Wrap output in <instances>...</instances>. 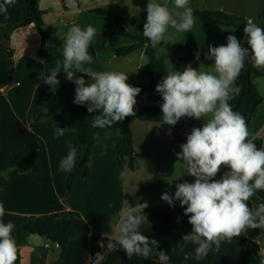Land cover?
<instances>
[{
	"label": "crops",
	"instance_id": "obj_1",
	"mask_svg": "<svg viewBox=\"0 0 264 264\" xmlns=\"http://www.w3.org/2000/svg\"><path fill=\"white\" fill-rule=\"evenodd\" d=\"M118 1L121 0H38V8L43 13L46 33L61 39L68 30L59 27V23L71 26L78 23L81 28L90 24L96 29V33L114 31L113 23L111 28L98 27L96 22L103 17L93 10L96 8L106 10L104 8H110ZM207 8H210L207 9L210 11L218 10L242 17L246 22L252 20L261 27L262 23L258 16L264 8V0H216ZM124 9L125 7H122L121 10ZM51 11L56 13V20L50 18ZM195 19L199 23L195 21L191 32L184 33L180 43L193 55L199 51L200 56L205 58L209 46H226L229 35H235L243 47H249L243 29L204 26L198 18ZM19 20L20 11L15 5L9 7L7 13H0V143L18 149H24L31 143L40 144L41 171L20 174L8 170L0 173V204H3L5 209L0 221L11 222L14 225L12 236L14 237L17 229L27 220L51 216L56 220L68 218L73 227L80 231V234L69 242L60 264H86L87 260L97 256V253L103 257L99 264H161L158 259V252L161 250L169 256L167 264H256L243 246L224 240L221 241L219 250L213 245L208 255L199 260L195 257L198 245L191 241L185 242L175 252L178 245L176 232L157 239V246L150 244L153 251L147 258L140 255L129 258L115 240H110L114 235L113 224L117 222L120 212L129 206L125 203L122 192L121 173L124 170H121L116 162V153L122 144V132L99 130L96 133L89 162L84 166L82 176L77 177L71 190L67 191L68 172L60 170V162L67 155L70 144L78 148L77 132L66 129L63 136H57L55 127L58 124L51 117L38 119L37 116L48 113L50 106L53 110H62L73 115L76 114L79 105L74 103L75 95L67 87L68 79L63 69V49L44 43V56H40L38 50L41 41L32 24L26 28L12 29ZM131 32L136 33L135 28H132ZM112 38H119V46L130 43L127 38L114 35L106 41L105 54L94 44L93 62L83 65L81 71L85 68L97 72L105 71L102 66V62L106 61L104 57L114 56L113 51L117 47L108 48L109 40ZM6 41L7 47L4 46ZM6 50L11 52L12 65L9 64ZM137 52L140 59L139 65L136 66L137 77L145 80L147 78L138 73L139 67L143 65L141 64L143 50ZM57 61L60 62V73L57 77L59 84L53 93L41 77L48 76L51 70L57 67ZM256 71L264 74V67H256ZM75 75L90 79L82 72H76ZM148 84L149 81L145 86ZM256 91L260 95L257 87ZM260 96L262 102L249 123L250 127L255 124L256 130L250 132L249 125L248 129L250 138L256 141L257 147L264 148V96ZM51 98L57 101L54 102ZM143 100L159 107L163 103L161 95L156 91L143 96L141 103ZM149 123L144 124V121L139 120L128 123L132 133L134 155L136 142L142 138L143 133L151 129H164L161 126L165 125L163 123ZM144 126L147 128L143 129ZM166 133L167 139L175 137L169 129ZM221 171L224 173L227 168L222 166ZM221 176L216 179H220ZM249 202L251 208L255 209L260 203H264V198L254 195ZM176 214L183 216L178 212ZM244 236L256 245L258 256L264 258V229L245 230ZM109 242L114 245L111 250L107 247ZM18 249L20 264H52L59 254V247L56 244L37 235H29Z\"/></svg>",
	"mask_w": 264,
	"mask_h": 264
},
{
	"label": "clouds",
	"instance_id": "obj_2",
	"mask_svg": "<svg viewBox=\"0 0 264 264\" xmlns=\"http://www.w3.org/2000/svg\"><path fill=\"white\" fill-rule=\"evenodd\" d=\"M15 2L3 0L0 13H7L8 6ZM188 5L189 0H174L177 11L173 13L167 3L146 4L142 33L153 49L160 44L169 26L177 32H191L195 17ZM243 31L249 47H243L235 35L227 36L226 46H209L205 58L214 61L212 71H201V65L195 69L188 64L183 71L167 72L155 88L163 101L160 105L163 124L175 126L182 117L203 121L202 127L191 130L186 142L180 145L181 151L176 153L177 162L184 167L182 175L194 177V182L178 183L174 194L165 192L161 196L169 206L178 200L184 208L192 231L182 240L198 245L195 249L198 260L206 257L213 245L219 250L223 240L231 241L248 229H264V203L255 209L248 206L258 190L264 191V148L257 147L250 138L245 118L228 103L240 92L235 81L245 61L250 60L257 68L264 67V27L248 20ZM95 36L96 29L90 24L85 28L78 25L69 28L63 42V69L67 79L76 85L74 103L87 105L89 113L99 112L92 117L91 127L103 129L135 115L136 97L141 89L128 84V74L124 72H97L91 68L81 71L83 65L93 62L89 47ZM195 58L200 59L199 51ZM59 64L57 61V67L48 76L41 77L53 93L59 84ZM76 72L87 74L90 81L75 76ZM204 117H208L206 122ZM65 131L66 128L55 127L57 136H63ZM68 147L67 155L60 162V170L65 172L73 170L78 154L76 147L71 144ZM222 166L228 170L217 180ZM147 206L145 202L125 208L112 226L114 235L110 240H115L129 258L133 255L147 258L153 251L150 244H158L139 231L147 220L143 212ZM4 213V206L0 204V217ZM13 228L11 222L0 221V264H15L17 260ZM113 246L111 242L107 245L109 250ZM102 258L97 253L95 264ZM158 259L161 264H167L169 256L161 250Z\"/></svg>",
	"mask_w": 264,
	"mask_h": 264
},
{
	"label": "trees",
	"instance_id": "obj_3",
	"mask_svg": "<svg viewBox=\"0 0 264 264\" xmlns=\"http://www.w3.org/2000/svg\"><path fill=\"white\" fill-rule=\"evenodd\" d=\"M3 0H0L2 3ZM148 0H140L139 12L137 15L132 16L128 23L135 27L136 33L129 32L126 26V19L121 16L112 14L106 10L96 8L94 13L100 17H106L112 20L115 27L114 31L105 30L100 33H96L94 40L89 47V53L92 54V46L96 44L99 50H105L106 41L114 36L118 35L127 38L130 43L127 45L116 47L113 51L117 57H126L137 50H143V54L147 59L146 64L142 65L138 69V73L146 77L149 84L144 87H140L141 92L136 97L135 115L128 116L123 121L112 125L111 127H105L103 129L91 127L92 117L98 115L99 112L89 113L87 111V105L78 107L76 114H66L63 112H57L51 107L46 114H40L38 119L43 117H51L59 127L71 129L77 132V158L75 167L71 172H68L66 178V189L70 191L72 185L77 177L82 176V170L84 166L89 162L90 152L95 142V135L99 130H121L122 132V144L120 149L116 153V162L121 170L135 171L136 164L134 160V149L132 133L128 126V123L132 120H139L144 122L163 123L161 107L156 105H147L141 103L143 96L148 95L155 91L156 85L167 75V70L163 59L159 55V48L162 46V42L157 45L156 49H153L150 45V41L143 36V25L146 23V4ZM17 6L20 11V20L18 24L14 25L12 29L26 28L29 25H33L38 36L40 37L41 45L38 50L40 56H44L43 45L49 43L56 46L58 49H63L64 38L58 39L48 35L44 28L43 13L38 8V0H16L11 6ZM194 17L198 18L204 26H221L232 27L238 29H244L246 21L239 16L225 14L222 11H193ZM258 18L261 20V27H264V8ZM9 58V64L12 65L11 52L6 50ZM249 48V52H250ZM157 55L159 59H157ZM182 60H196L195 55L189 54L182 58ZM204 66L212 67L214 61L207 60L200 56L197 60ZM247 71L248 80L247 82ZM262 77L264 74L255 70L254 65L250 60L245 61V67L241 70L238 78L235 81V86L240 88L239 94L233 95L228 101L232 109L243 115L246 120L247 126L256 115L257 107L262 102V97L257 93L256 88L251 83V78ZM168 129H171L173 135H177L179 125L170 126L165 124ZM40 144L31 143L24 149H18L13 146L4 145L0 143V173L13 170L17 173L33 172L38 173L41 171V165L39 163V150ZM228 170V169H227ZM259 198H264V191L258 190L255 194ZM248 206L251 208L250 202ZM144 214L154 219L155 223L152 225L142 224L139 231L146 235L149 240L160 239L161 237L176 232L178 236V245L175 248V252L181 248L186 241L182 240L185 234H190L192 226L185 224L181 215L173 213L170 207H166L164 210L158 211L156 209H147ZM80 231L73 227L72 222L68 218L56 220L54 217H39L27 220L21 225L15 235L14 239L17 243V260L15 264H20L19 245L29 236L37 235L45 240L56 244L59 247V254L56 261L52 264H60L66 254V249L69 242L77 237ZM227 241V240H224ZM241 245L245 248L248 255L256 264H261V258L258 256V249L256 245L247 237L244 236V232L239 237H234L233 240L228 241Z\"/></svg>",
	"mask_w": 264,
	"mask_h": 264
},
{
	"label": "rangeland",
	"instance_id": "obj_4",
	"mask_svg": "<svg viewBox=\"0 0 264 264\" xmlns=\"http://www.w3.org/2000/svg\"><path fill=\"white\" fill-rule=\"evenodd\" d=\"M214 1L216 0H189L188 6L191 7L193 11H210L207 10L210 9L207 7H209V5H211V3H213ZM148 2L161 4L167 3L169 9L173 13L177 11V9L174 8V0H148ZM139 4L140 0H121L112 5L110 8L104 9L113 13H117L118 16H121L122 18L126 19L125 28L129 32H131L132 28L135 27L128 23V20L132 16L138 14ZM122 7H125V9L121 10ZM49 16L50 18L53 17L54 20H56L57 15L55 12L51 11ZM80 18L78 19L79 22ZM196 20L197 19H195V21ZM196 22L199 23V21ZM58 25L64 30H69V28L71 27V25H64L60 23ZM76 25L79 26L78 23H76ZM96 25H98V27L110 26L111 28L112 22L110 19L103 17L100 19L99 22H96ZM183 34L184 32H177L175 29L169 26L167 32L164 34V37L161 41L162 46L159 48L158 53L164 61L167 72L174 70L183 71L188 64H191L192 67L195 69H199L201 65L199 69L201 71H212L213 67L204 66L201 62L197 60H182V57L192 54V52H190L186 47L180 44ZM118 39L119 38L110 39L108 48L111 49L112 47L116 46L119 47L120 41ZM101 52L105 54L104 50ZM103 54L101 56H103ZM104 58V60L106 61L102 62V66L104 67L105 71H121L128 74L127 83L134 87L140 88L144 87L147 84V79L144 80L141 77H137L136 66L140 63L137 51L126 58L116 57L115 55ZM146 62L147 59L144 56L141 64L143 63L144 65ZM123 65H125V69H123ZM254 68L256 70L255 66ZM84 79L86 82H89L90 80H88V78ZM67 82V87L72 90L70 92L75 95L76 85L73 82H70L69 80ZM251 83L254 85L255 88L257 87L260 95L264 96V77L256 78L252 76ZM61 85L63 86V83ZM51 99L54 102L57 101L54 98ZM142 103L151 105L148 101L145 100H143ZM55 111L63 112L62 110L56 109ZM202 119L206 122L208 117H204ZM144 124L150 123L144 122ZM178 124L181 128L183 127L193 129L194 127H202L203 121L186 117L185 119L178 121ZM161 126H163L164 131L160 129H151L148 130L147 133H143L142 138H139L137 140L134 155V160L137 169L133 173L128 170H124L123 172V198L125 203H128L129 205L126 208L136 207L137 204H144L145 202H147L148 206L143 209V212L151 208L161 211L164 210L166 207H170L173 213L178 212L183 215L182 218L185 224L192 226L188 223V217L184 215V208L180 207L179 201L174 202V206H169L166 201L161 199L162 194H164L165 192H168L169 194H174L176 190V184L183 183L184 181L192 183L195 180V178L190 175H182L184 173V167L180 162H177L176 153L181 151L180 145L186 142L187 137L175 135V137H173L172 139H167L166 131L168 129L165 125ZM146 128V126L143 127V129ZM249 128L250 132H255L256 130L255 124L251 125V127L249 125ZM222 174L223 171L219 172L216 178H218ZM141 214H143L142 210ZM146 218L147 220L145 219L144 224L152 225L155 223L154 219L148 217L147 215Z\"/></svg>",
	"mask_w": 264,
	"mask_h": 264
},
{
	"label": "water",
	"instance_id": "obj_5",
	"mask_svg": "<svg viewBox=\"0 0 264 264\" xmlns=\"http://www.w3.org/2000/svg\"><path fill=\"white\" fill-rule=\"evenodd\" d=\"M5 47H7L8 46V42L6 41L5 42V45H4ZM247 82H249V80H248V71H247ZM191 130H192V128H179L178 130H177V135H179V136H186L187 137V135L188 134H190L191 133Z\"/></svg>",
	"mask_w": 264,
	"mask_h": 264
},
{
	"label": "built area",
	"instance_id": "obj_6",
	"mask_svg": "<svg viewBox=\"0 0 264 264\" xmlns=\"http://www.w3.org/2000/svg\"><path fill=\"white\" fill-rule=\"evenodd\" d=\"M186 117H182L180 120H183V119H185ZM179 120V121H180ZM178 123V122H177ZM101 256H102V254H101ZM95 260H96V256H92V257H90L88 260H87V262H86V264H95ZM262 260H264V258H262L261 259V261Z\"/></svg>",
	"mask_w": 264,
	"mask_h": 264
}]
</instances>
